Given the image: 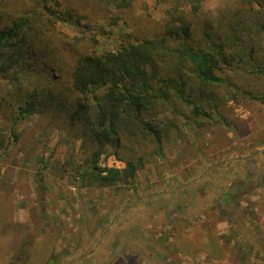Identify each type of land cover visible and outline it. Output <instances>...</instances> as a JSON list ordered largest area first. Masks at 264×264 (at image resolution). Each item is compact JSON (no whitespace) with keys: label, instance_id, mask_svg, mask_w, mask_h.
<instances>
[{"label":"rangeland","instance_id":"obj_1","mask_svg":"<svg viewBox=\"0 0 264 264\" xmlns=\"http://www.w3.org/2000/svg\"><path fill=\"white\" fill-rule=\"evenodd\" d=\"M61 1L93 18L99 42L89 50H116L126 32L162 34L163 8L151 0H140L126 14L129 24L117 25L94 4ZM231 1L207 0L206 9ZM25 6L8 11L16 17ZM253 71L245 66L205 90L199 103L211 119L184 118L164 154L152 141L107 145L102 168L139 163L135 179L110 186L97 184L89 167L93 147L65 120L36 112L16 122L17 141L0 151V264H45L54 256L58 264H264V102L249 95L264 96V76ZM10 88L0 80V102ZM4 111L7 132L13 116L10 107ZM238 181L252 193L222 204L221 194Z\"/></svg>","mask_w":264,"mask_h":264},{"label":"trees","instance_id":"obj_2","mask_svg":"<svg viewBox=\"0 0 264 264\" xmlns=\"http://www.w3.org/2000/svg\"><path fill=\"white\" fill-rule=\"evenodd\" d=\"M80 1L94 4L111 25L129 24L126 14L140 2ZM151 1L163 8L161 35L126 32L116 50L98 52L87 49L99 41L93 18L80 7L61 0H34L32 6L0 0V80L11 86L0 113L10 107L13 116L7 132L0 123V151L13 138L17 141L16 122L36 112L53 114L93 147L89 167L98 185L135 179V160H128L124 170L99 165L107 145L120 148L125 138L137 144L152 141L164 154L166 140L183 129L184 118L211 119L199 103L205 90L224 84L228 74L245 66L264 76V0H233L215 10L206 9L207 0ZM13 5L25 6L23 13L11 14ZM143 8H150L148 1ZM65 26L81 32L72 34ZM52 68L59 79L54 80ZM249 95L264 102V96ZM184 105L190 108L187 115L181 111ZM38 177L44 181L42 173ZM247 186L232 184L221 194L222 204L240 203L243 194L252 193L253 186ZM45 264L58 260L54 256Z\"/></svg>","mask_w":264,"mask_h":264}]
</instances>
